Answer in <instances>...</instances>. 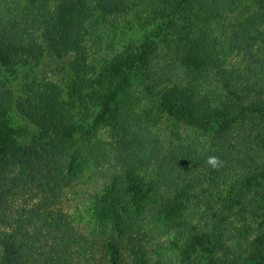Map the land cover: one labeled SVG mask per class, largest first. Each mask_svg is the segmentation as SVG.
Wrapping results in <instances>:
<instances>
[{
    "label": "trees",
    "instance_id": "trees-1",
    "mask_svg": "<svg viewBox=\"0 0 264 264\" xmlns=\"http://www.w3.org/2000/svg\"><path fill=\"white\" fill-rule=\"evenodd\" d=\"M252 180L264 0H0V264H254Z\"/></svg>",
    "mask_w": 264,
    "mask_h": 264
},
{
    "label": "rangeland",
    "instance_id": "rangeland-1",
    "mask_svg": "<svg viewBox=\"0 0 264 264\" xmlns=\"http://www.w3.org/2000/svg\"><path fill=\"white\" fill-rule=\"evenodd\" d=\"M14 125L16 126L15 123H14ZM19 126L21 128V131H20L21 132V138H20L21 139V143H26V145L32 143V141L34 139V136L31 133V130H30L31 128L27 124H23V123L19 124ZM248 184L250 186L255 185L256 187H261V188L264 187L263 186V183H261V182L254 183V180H252ZM251 195H252V193H251ZM260 198L263 199L262 202H259V199L258 198H256V199L252 198V199L254 200L253 202H255L256 204H258V207H261L263 209H261V210H259V211L256 212V216L254 217L255 219H253V221L250 220V218H248V221L250 222V225H251L250 228L251 229H254V230L255 229H259V228L262 229L264 227V225H263V227H260V225L262 223H264V195H262ZM243 223L244 222H242V221H238L235 225H238V226L241 227V225ZM260 239L259 240H256V242L257 241L260 242ZM256 256H257V260L255 259L254 264H264V260H263V262L260 263V261L262 259H264V251L263 252H261V251L260 252H257Z\"/></svg>",
    "mask_w": 264,
    "mask_h": 264
},
{
    "label": "clouds",
    "instance_id": "clouds-1",
    "mask_svg": "<svg viewBox=\"0 0 264 264\" xmlns=\"http://www.w3.org/2000/svg\"><path fill=\"white\" fill-rule=\"evenodd\" d=\"M207 164L213 170L223 167V161L218 156H209L207 158Z\"/></svg>",
    "mask_w": 264,
    "mask_h": 264
}]
</instances>
